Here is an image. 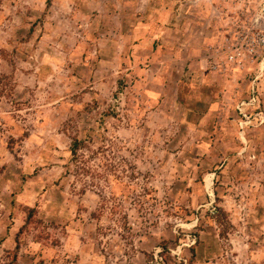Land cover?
I'll list each match as a JSON object with an SVG mask.
<instances>
[{"label": "rangeland", "instance_id": "374dc122", "mask_svg": "<svg viewBox=\"0 0 264 264\" xmlns=\"http://www.w3.org/2000/svg\"><path fill=\"white\" fill-rule=\"evenodd\" d=\"M0 264H264V0H0Z\"/></svg>", "mask_w": 264, "mask_h": 264}, {"label": "trees", "instance_id": "16d2710c", "mask_svg": "<svg viewBox=\"0 0 264 264\" xmlns=\"http://www.w3.org/2000/svg\"><path fill=\"white\" fill-rule=\"evenodd\" d=\"M48 5H50V2L48 1ZM80 141L79 140H74V144L72 145V152L77 151L78 147H79ZM164 250H167V246H164ZM147 256V255H146Z\"/></svg>", "mask_w": 264, "mask_h": 264}, {"label": "built area", "instance_id": "2783aa9c", "mask_svg": "<svg viewBox=\"0 0 264 264\" xmlns=\"http://www.w3.org/2000/svg\"><path fill=\"white\" fill-rule=\"evenodd\" d=\"M255 101V99H253Z\"/></svg>", "mask_w": 264, "mask_h": 264}]
</instances>
